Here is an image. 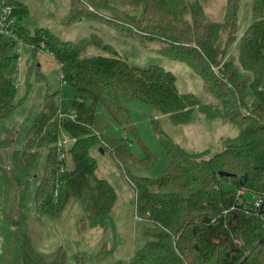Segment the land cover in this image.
I'll return each mask as SVG.
<instances>
[{
  "label": "trees",
  "instance_id": "obj_1",
  "mask_svg": "<svg viewBox=\"0 0 264 264\" xmlns=\"http://www.w3.org/2000/svg\"><path fill=\"white\" fill-rule=\"evenodd\" d=\"M239 1H226L222 24L201 25L200 7L185 0H117L136 12L124 16L107 0L93 3L97 12L83 7L80 0H70L69 22L101 19L145 46L159 43L156 51L168 59L187 63L203 79L204 90L215 99L213 105L193 93L181 92L175 74L159 65L140 67L117 56L87 53L48 29L31 30L18 24L17 19L26 18L30 10L24 3L10 0L11 36L0 33V124L22 102L14 101L19 42L52 56L60 66L62 83L74 92V101L64 111L57 92L46 93L24 149L14 150L10 164L0 166V264H69L63 245L44 254L23 231L21 224L30 202L39 215L53 218L76 202L83 210V231L97 221L106 225L104 217L113 211L118 195L96 174L95 146L99 152L111 154L135 191V216L143 222L141 234L147 241L129 264H264V0H252V21L240 36ZM107 7L113 10L111 18L101 11ZM182 11L194 14V26L186 21L176 24ZM220 29L225 40L223 46H216L212 40ZM88 44L103 48L98 39ZM234 45L236 57L226 59ZM212 64L218 69H212ZM132 101L168 115L173 124H189L200 111L239 132L223 140L222 148L213 154L208 150L189 152L165 137L161 142L168 166L155 179L138 177L127 167L148 168L154 156L145 146L143 159L131 151L133 138L142 144L126 107ZM72 112L75 119L61 116ZM151 123L161 133L158 118ZM112 127H120L125 134L110 135L107 131ZM62 134L76 138L64 164L56 147ZM11 142H0V149H7ZM44 148L48 153L34 189L29 174ZM247 196L261 200L259 208ZM105 249L106 245L99 260L109 255ZM73 260L86 264V252L75 253Z\"/></svg>",
  "mask_w": 264,
  "mask_h": 264
},
{
  "label": "rangeland",
  "instance_id": "obj_2",
  "mask_svg": "<svg viewBox=\"0 0 264 264\" xmlns=\"http://www.w3.org/2000/svg\"><path fill=\"white\" fill-rule=\"evenodd\" d=\"M16 1L26 4L30 10L26 18L17 19L18 24L31 30L36 28L48 29L63 40L78 44L87 53L117 56L140 67L159 65L175 74L177 86L181 92L193 93L203 103L215 105V99L204 90L203 79L200 75L187 63L170 60L157 52L159 43L149 42L145 46L138 38L120 33L115 27L101 19L82 18L78 21L69 22L70 0ZM98 1L80 0L79 3L89 11L97 12L94 4ZM185 1L195 3L200 7V13L197 15L202 21H197L201 25L222 24L224 22L227 0ZM2 2L3 0H0V15ZM107 4L118 9L117 13L121 16L136 13L131 7L120 4L117 0H107ZM101 11L108 18L112 17L113 10H109L108 7ZM237 12L239 17L238 36H240L252 21V0H240ZM181 13L177 15L176 24L181 26L186 21L194 26V14H190L188 11ZM97 39L101 41L103 48L105 46L104 49L88 44ZM224 40V31L220 29L218 36L212 40V44L223 46ZM191 45L200 50L196 44ZM17 46L18 49L15 54L17 68L13 73L16 84L14 101L22 100V102L0 124V142L8 139L12 141L7 149H4L9 160L14 150L24 149L27 132L43 106L46 93L57 92V100L64 111L71 109L74 101L73 90L61 81L59 64L47 51L33 49L23 42L17 43ZM237 50V45H234L226 59L236 57ZM202 55L204 56V54ZM207 62L210 64V59H207ZM211 68L218 69L214 65ZM126 107L130 111L132 123L136 125L142 142L141 144L133 138L130 144L131 151L137 158L143 159L146 153L145 146L154 156V163L148 168L127 167L129 173L138 177L155 179L168 166V155L161 142L165 137L172 139L189 152L208 150L210 154H213L222 148L223 140L233 138L239 132L237 127L224 123L218 117H208L207 114L200 111L194 114L191 123L177 125L170 122L168 115L158 114L140 102L132 101L126 104ZM153 118H158L161 133L151 123ZM107 133L112 136L125 134L120 127H114ZM98 147L95 146L92 151L98 163L96 174L99 178L106 179L115 188L118 195L113 211L104 217L106 225L104 226L97 221L91 224L87 231H83L81 226L83 210L76 202L67 207L57 218L39 215L34 208V203L30 202L27 218L21 224L22 229L30 237L33 245L44 254H48L59 245H63L69 264H74V254L77 252H86V264H114L118 261H121L122 264H129L134 252L147 241L141 234L143 222L135 216V191L123 168L114 161L110 153L104 152L102 154L99 152ZM47 153V148L41 150L36 164L29 174L34 189L42 176ZM8 162L10 164V161ZM0 166H7L2 164L1 158ZM247 198L251 203L254 202L253 196H247ZM1 245L0 236V251ZM104 245H106L105 250L108 251L109 255L104 260H99Z\"/></svg>",
  "mask_w": 264,
  "mask_h": 264
},
{
  "label": "built area",
  "instance_id": "obj_3",
  "mask_svg": "<svg viewBox=\"0 0 264 264\" xmlns=\"http://www.w3.org/2000/svg\"><path fill=\"white\" fill-rule=\"evenodd\" d=\"M1 6H2V11H1V15H0V33H2L5 36H11L10 26L13 25L14 19L10 18V14L12 13L13 6L10 4V0H3ZM18 61H19V57H18ZM61 116H69L72 119H75V117H76L74 112H72L70 114H66V115L61 113ZM75 142H76L75 137H72V136H69L66 134H62L59 137V139L56 143L57 154H58L59 161L63 162V164L66 160L68 149ZM63 164H62L61 170H64ZM254 201H255L256 207L259 208V206L261 204V200L254 199ZM263 228H264V221H263Z\"/></svg>",
  "mask_w": 264,
  "mask_h": 264
},
{
  "label": "water",
  "instance_id": "obj_4",
  "mask_svg": "<svg viewBox=\"0 0 264 264\" xmlns=\"http://www.w3.org/2000/svg\"><path fill=\"white\" fill-rule=\"evenodd\" d=\"M100 152L102 154L104 153L102 149L100 150ZM0 157L2 159L3 164L6 165L8 163V156H7L6 150L0 149Z\"/></svg>",
  "mask_w": 264,
  "mask_h": 264
}]
</instances>
